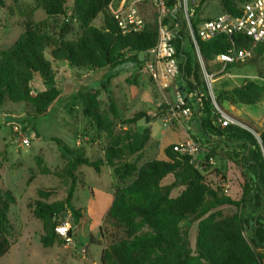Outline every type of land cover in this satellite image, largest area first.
<instances>
[{
    "label": "trees",
    "instance_id": "trees-1",
    "mask_svg": "<svg viewBox=\"0 0 264 264\" xmlns=\"http://www.w3.org/2000/svg\"><path fill=\"white\" fill-rule=\"evenodd\" d=\"M245 1L248 0L236 4L233 0H220L221 12L238 14L237 7ZM108 2L73 0L71 10L67 11L64 0H38L37 8L42 9L48 18L57 20L70 16L78 23L81 32L76 38L66 39L64 36L71 31L68 23L49 22L47 19L35 21L32 12L24 16L22 31L17 39L8 48H0V106L5 103L25 104L33 115H39L61 95L55 83L52 63L45 54L47 49H50V56L54 60L65 59L73 69L112 67L118 70L138 64L139 53L157 40L156 27L147 23L140 32L121 34L109 15ZM99 14L102 15V26L96 27L92 21ZM182 34L180 32L179 37L175 38L174 46L179 58L181 80L190 93H196L193 101L197 108L196 115L194 113L197 116V132L215 135L244 150L243 161L256 188L253 215L243 216L239 210L241 200L226 193L224 173L208 181L193 157L173 151L171 145L164 148L167 160L150 159L138 165L126 160V157L146 146L151 132L149 123L157 116L139 111L129 118L120 119L114 100L108 98L106 107L101 109L98 92L82 87L78 90L81 114L98 131L104 132L107 142L101 158L93 159L86 154L83 146L71 148L60 139H54L60 147L61 157L66 160L56 175L68 180L69 187L64 199L54 202L43 200L48 195L43 189L37 191L39 198L31 207L33 215L42 225L39 236L42 246L49 247L57 240L64 242L55 228L63 222L66 211L71 216L70 236L82 217L80 209L71 203L75 186L79 183L78 168L87 165L100 172L102 166L107 165L120 182L113 185L111 203L100 229L111 227L114 230L112 241L101 250V264L264 263V255L257 252V248H264V158L261 147L249 131L235 125L220 127L215 124L218 112L200 78L199 65L191 62L180 45ZM232 39L235 49L253 44L251 38L242 34H234ZM197 43L206 63L231 47L229 40L222 35L206 41L198 40ZM263 50L264 45L254 47L258 54ZM234 65L238 63H226L224 66L228 70ZM36 73L46 87L32 94L30 84ZM102 86L108 93L105 85ZM263 92V85L249 81L219 93L215 102L219 107L223 101L229 104H256ZM187 108L191 114L190 107ZM236 118L253 128L250 122ZM140 119L148 125L137 131L133 128ZM116 121L123 127L116 128ZM259 137L264 151V128ZM42 172L49 171L43 168ZM128 177L129 181L125 182ZM175 190L178 192L173 194ZM14 202L12 191L0 186V257L10 248L8 235L12 227L7 212ZM222 205L233 206L236 211L222 215L215 210ZM187 219L197 221L194 249L189 247L182 231V222Z\"/></svg>",
    "mask_w": 264,
    "mask_h": 264
},
{
    "label": "rangeland",
    "instance_id": "rangeland-1",
    "mask_svg": "<svg viewBox=\"0 0 264 264\" xmlns=\"http://www.w3.org/2000/svg\"><path fill=\"white\" fill-rule=\"evenodd\" d=\"M197 1L200 2L197 18L212 17L221 12L220 0ZM233 1L239 4L241 0ZM64 4L67 11H70L73 0H64ZM37 6L38 0H0V48H8L17 39L22 31L24 16L30 12L35 21L54 20L48 18ZM149 11L146 24L150 23L155 27V13L153 10ZM54 21L70 25L71 31L64 36L66 39L76 38L81 32L78 23L70 16ZM92 24L101 27L102 15L99 14ZM184 50L191 62L199 65L200 78L206 85L208 95L212 96L213 102L225 113L227 111L223 105L229 103L221 102L220 108L215 102L216 95L249 81L264 86V50L259 54L254 51L247 61L238 63L228 70L223 63L216 60L206 63L189 45H185ZM45 54L49 60H53L50 49H47ZM63 61L64 59L57 60L59 63ZM55 66V83L61 95L43 114L33 115L25 104L1 105L0 108V186L8 188L15 196V202L10 204L7 212L12 227L8 235L10 248L0 257V264H101V250L113 239L114 230L111 227H105L100 231L103 217L111 202L113 185L120 182L107 165H103L100 172H95L87 165H82L77 170L79 183L75 186L71 203L80 209L82 217L73 229L70 242L57 240L49 247L42 246L39 241L42 225L32 212L31 205L39 198L37 194L39 189L48 193L43 200L54 202L64 199L69 187L68 180L56 175V172L64 167L66 160L61 157L60 147L55 138L71 148L77 146L79 141V146H83L86 154L93 159L102 156L107 139L104 132L98 131L95 125L81 114L78 90L82 87L93 88L98 92L101 109L106 107L108 98L114 100L120 119L129 118L139 111L157 116L156 120L149 123L151 132L146 146L138 153L126 157V160L137 165L150 159L167 160L163 152V143L176 138V135L180 137L184 130L186 133L184 139L190 138L201 145L199 152L194 155V161L202 168L206 179L213 181L220 173H224L226 193L234 199L241 200L239 210L243 216L253 215L256 188L243 161L244 150L235 143L211 134H199L197 128L195 130L196 124L193 121L197 118L195 116L197 108L193 101L194 94L191 95L185 88L180 75L172 79L166 87H162L148 75L139 72L137 64L118 70L112 67L102 68L96 75L89 69H73L72 73L63 72L57 78L59 66ZM104 74L106 76H103ZM179 98L190 107L191 114L187 116L180 114L178 119H170L171 111L175 110ZM236 104L233 112L239 111L240 115L245 117L246 110L242 107L254 108L256 110L252 115L254 119L262 116L260 121H264V92L254 106ZM226 108L231 111L229 106ZM9 114L17 115L15 120L22 126L20 133L13 130L10 124L13 118ZM115 125L116 128L123 127L117 121ZM147 125L140 119L133 129L141 131ZM254 130L259 136L261 130ZM23 137L28 139L27 144L21 142ZM209 158L210 163L207 162ZM43 168L49 172L43 173ZM129 179L130 177L125 182ZM168 179L165 181H169ZM177 192L175 190L173 194ZM215 210H219L222 215H230L236 208L222 205ZM63 221L71 222L68 211ZM196 224L197 221L189 219L182 222V231L191 249H194L195 245ZM257 252L264 255V248H257Z\"/></svg>",
    "mask_w": 264,
    "mask_h": 264
},
{
    "label": "built area",
    "instance_id": "built-area-1",
    "mask_svg": "<svg viewBox=\"0 0 264 264\" xmlns=\"http://www.w3.org/2000/svg\"><path fill=\"white\" fill-rule=\"evenodd\" d=\"M198 7L199 1L197 0H109L107 5L109 15L123 35L142 31L146 25L149 10L154 11L157 40L154 45L139 53V63L136 67L139 72L148 75L152 81L162 87H166L180 74L179 58L176 56L174 46L175 38L179 37L180 32H183V36L180 37L181 47L184 49L185 45H189L198 57H201L198 40L206 41L219 35L225 36L231 47L227 52L215 56V60L224 65L245 62L253 55L257 44L264 45V0L245 1L237 7L238 14L223 11L214 17L197 18ZM234 34L248 36L253 44L250 47L235 49L232 39ZM204 75L208 79L205 71ZM193 94L196 95V93ZM213 104L218 112L215 124L220 127L235 125L249 131L258 141L264 158V151L257 132L238 118L223 112L214 102ZM180 114L190 115L182 98H179L175 110L171 111L170 119H178ZM9 115L13 118L10 122L13 130L20 133L22 126L15 120L17 115ZM21 142L27 144L28 139L23 137ZM170 145L173 151L193 158L201 146L199 142L190 138ZM207 162L210 163L211 158ZM262 222L264 225V214ZM69 226L68 221H63L55 228L56 233L63 238L65 243L71 241V236L68 234Z\"/></svg>",
    "mask_w": 264,
    "mask_h": 264
},
{
    "label": "crops",
    "instance_id": "crops-1",
    "mask_svg": "<svg viewBox=\"0 0 264 264\" xmlns=\"http://www.w3.org/2000/svg\"><path fill=\"white\" fill-rule=\"evenodd\" d=\"M50 61H51V63H52V67H53V69H54V71H56L55 70V65H58L59 66V68H58V74H56V78L57 77H59V75L61 74V73H63V72H69V73H72V70H73V68H70L69 66H68V63H67V61L64 59V61L62 62V63H59V62H57V60H52V59H50ZM105 68H109V67H105ZM76 70V69H75ZM99 70L100 69H91L90 70V72H92L93 74H97L98 72H99ZM103 76H106V74H104ZM31 93L32 94H35V93H37V92H39V91H42V90H44L45 89V84L43 83V81H42V79H41V76L38 74V73H36V74H34L33 75V78H32V80H31ZM3 105H6V106H12L13 104H9V103H5V104H3ZM237 104H234V105H230V104H226V105H223V108H224V110H226L227 111V113H229V114H231V115H233L234 117H240V118H243L244 120H246L247 122H250L251 124H252V126H253V128L254 129H256L257 131L258 130H262V128L264 127V121L263 120H261L260 121V118L262 117H259V116H257L255 119H254V116H252L253 115V113L256 111L254 108H247V109H244V107H242L243 108V110H246V112H245V117H242L241 115H240V113H239V111H237V112H233L232 111V109H234L235 107L234 106H236ZM243 105H247V106H254V105H256V104H243ZM226 106H229V108L231 109V111L230 110H228L227 108H226ZM2 106H0V108H1ZM196 121V120H195ZM195 124L197 125V122H195ZM169 126V125H168ZM183 131V133H182V135L179 137L178 135H176V138H174V139H172V140H169V141H166V142H164L163 143V145H162V147L163 148H165V146L167 145V144H170V143H175V142H177V141H180V140H183L184 139V137L186 136V133H185V131L184 130H182ZM77 146H79V141H78V144H77ZM164 152V151H163ZM194 159H195V157H194ZM227 187V186H226ZM228 188V187H227ZM112 192V191H111ZM111 199H112V197H111ZM111 203V202H110ZM108 209V208H107Z\"/></svg>",
    "mask_w": 264,
    "mask_h": 264
},
{
    "label": "water",
    "instance_id": "water-1",
    "mask_svg": "<svg viewBox=\"0 0 264 264\" xmlns=\"http://www.w3.org/2000/svg\"><path fill=\"white\" fill-rule=\"evenodd\" d=\"M195 122H196V121L194 120L193 123H195ZM194 128H195V130H196V127H194Z\"/></svg>",
    "mask_w": 264,
    "mask_h": 264
}]
</instances>
